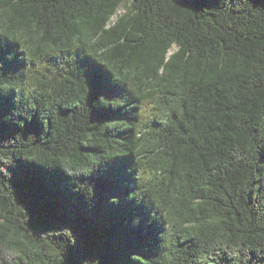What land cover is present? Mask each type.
I'll return each mask as SVG.
<instances>
[{
    "label": "trees",
    "instance_id": "trees-1",
    "mask_svg": "<svg viewBox=\"0 0 264 264\" xmlns=\"http://www.w3.org/2000/svg\"><path fill=\"white\" fill-rule=\"evenodd\" d=\"M0 264H264V0H0Z\"/></svg>",
    "mask_w": 264,
    "mask_h": 264
},
{
    "label": "snow or ice",
    "instance_id": "snow-or-ice-1",
    "mask_svg": "<svg viewBox=\"0 0 264 264\" xmlns=\"http://www.w3.org/2000/svg\"><path fill=\"white\" fill-rule=\"evenodd\" d=\"M5 52L2 43H0V60L4 58Z\"/></svg>",
    "mask_w": 264,
    "mask_h": 264
}]
</instances>
